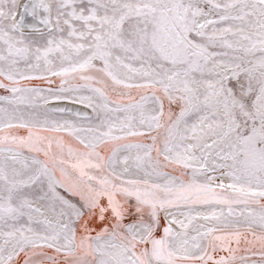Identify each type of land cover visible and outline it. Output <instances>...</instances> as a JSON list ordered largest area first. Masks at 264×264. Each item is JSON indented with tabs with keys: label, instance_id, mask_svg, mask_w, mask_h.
<instances>
[{
	"label": "snow or ice",
	"instance_id": "6c2138e0",
	"mask_svg": "<svg viewBox=\"0 0 264 264\" xmlns=\"http://www.w3.org/2000/svg\"><path fill=\"white\" fill-rule=\"evenodd\" d=\"M0 264H264V0H0Z\"/></svg>",
	"mask_w": 264,
	"mask_h": 264
}]
</instances>
